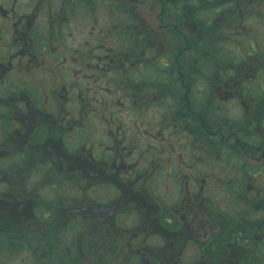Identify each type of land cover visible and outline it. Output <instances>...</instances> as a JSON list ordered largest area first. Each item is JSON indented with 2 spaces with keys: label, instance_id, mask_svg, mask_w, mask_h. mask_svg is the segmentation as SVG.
I'll use <instances>...</instances> for the list:
<instances>
[{
  "label": "flooded vegetation",
  "instance_id": "1",
  "mask_svg": "<svg viewBox=\"0 0 264 264\" xmlns=\"http://www.w3.org/2000/svg\"><path fill=\"white\" fill-rule=\"evenodd\" d=\"M200 1L0 0V264H264V209L229 204L264 191V38L255 48L244 39L247 61L218 52L227 38L212 43L222 27L262 24L264 0ZM149 8L155 30L138 15ZM158 46L168 50L159 55ZM186 51L192 57L182 60ZM198 81L205 105L220 99L216 113L227 118L208 110L200 132L181 118L189 112L180 88ZM167 98L171 112L154 103L156 127L190 124L174 133L189 139V158L164 159L173 143L140 122L157 152L150 166L129 161L137 146L122 113ZM92 138L99 148L84 147ZM163 179L174 189L191 184L186 205L166 204L175 191L151 193ZM96 189L107 192L101 201Z\"/></svg>",
  "mask_w": 264,
  "mask_h": 264
},
{
  "label": "rangeland",
  "instance_id": "2",
  "mask_svg": "<svg viewBox=\"0 0 264 264\" xmlns=\"http://www.w3.org/2000/svg\"><path fill=\"white\" fill-rule=\"evenodd\" d=\"M138 15H139V18L144 21V24L146 26L150 27V29H154V30L157 29L156 22H155L156 17H155V9L154 8H149L146 11L138 12ZM197 24H199V22ZM244 25H246L247 27H250L251 29H254L253 35H255V37L257 36L256 38H259L260 40H262L264 38V22L262 24L258 25L256 22L252 21V19H251L249 21L248 20L245 21ZM196 29L200 30L201 28H199L198 25H197ZM249 32H252V30H250ZM155 34H156L155 35L156 38L159 39L160 38L159 37L160 33H155ZM238 34H239V32H238ZM205 35H207V34H205ZM228 36H230V35H228ZM218 38H221L222 40L224 39L222 33L221 34L219 33L218 36H214L212 38V43L221 42L222 41V40H219ZM244 38H246V37H244ZM247 39L251 40L250 37L247 38ZM210 41H211V39H210ZM258 41L259 40L253 38L252 41H251V45L254 48L256 46H258V47L260 46L261 47V45H263V43L258 42ZM166 47H169V46H166ZM244 47H247L248 51L250 50L249 47H251V46L249 44V41L245 42ZM169 49H171V47H169ZM166 50H168V49L165 48V47H162V46H158V54L159 55H162V53H164ZM173 51H175V50H173ZM181 56H182V60L183 59L189 60V58L192 57V53L189 52V51H186V52H183L181 54ZM193 68H194V65H193ZM194 71L195 70H193V72ZM202 85L203 84H201L200 81L195 83V85L193 86L194 92H196L195 89L197 87L202 86ZM194 92L192 93V95L195 97V99L198 102L199 96L197 97V92L196 93H194ZM108 94H111V95L106 96V98H109L110 100H114V99L117 98L116 90L115 91H110ZM212 98H214V96H212L210 99H212ZM168 99H170V98L163 99V100L162 99L161 100L154 99V100H152L150 102V107L148 109H147V107H144V109H143L142 105H140V104H137L138 107L135 104H133V105H131L128 108V111H124L122 113V117H121V120H119V122H120L121 125L126 127L128 138L134 143V145L137 146L134 150L126 151V156L128 158H130L129 161L134 162L135 160L136 161L139 160V161H141V163L143 165L150 166V164H151L150 159L153 158L156 155V152H157L155 150L156 148H152V147H154L153 145H155V143L152 142V140H150V139L143 138L140 135V133H138V130H136V123L142 122L144 127H146V128L149 127L147 129H149L150 131H154L155 129H157L156 123H157V121L159 119L158 118L159 113L157 112V110L154 109V103L157 102L159 104L160 108L163 107L166 104L167 111L171 112V101L168 100ZM228 105L230 107L231 103L228 104ZM139 107H142V109H140ZM213 108L215 109V111H217V110L221 111V100L220 99L213 101ZM125 110H127L126 107H125ZM145 111L147 113H151V114L154 113L155 114L154 119L149 117V116L143 115ZM238 114L239 113L230 110V115L233 118H237ZM207 123H209V122H207ZM209 124H211V123H209ZM92 125H93V128H94V131H96L97 133L101 132L99 135L97 134V141H102L103 140L102 134L104 133V129L103 128L96 129L95 126L98 125L96 121H93ZM158 135H160L161 137L163 135L164 138H166L165 140L169 141L168 143H173V145H170V144L163 145V147L161 149L162 153H164L165 150L167 152H169V153L166 154L164 159H166L167 157H169L171 155H174L178 159L179 162L185 163V161L189 158V156L191 154V150L187 148V146H191V144H189L187 142V140H189V139L186 138L185 135H182V136H178L177 135V137H176L174 132H169V131H166V130H158ZM136 136H137V138H136ZM144 136H146V135H144ZM175 141H179V142H175ZM85 142H86V145L84 147H86V148L98 147V145H97L98 142H95L94 138L89 139V141H85ZM102 142H104V140ZM146 146H148L147 149L145 148ZM138 147L139 148L140 147L144 148V151L141 152ZM172 148H174V150ZM86 151L87 150H85V152ZM143 153L146 156H143L142 155ZM139 163L140 162H137L133 166L137 167ZM167 165H168V167L170 166L169 163ZM139 166H141V165H139ZM208 166L209 165L206 164V167H208ZM200 168H201V166H200ZM140 169L143 170V166ZM263 179H264V177H263ZM88 183L89 182L86 183V186L90 189V186H88ZM186 184L191 185L189 182L188 183L181 182V185L179 183L175 182L174 185L176 186V189H174L171 186L172 183L170 184L169 181L163 179V181L161 182V186L158 189V192L156 193V192H153V190H152L151 193L152 194H158L159 193V195L163 194L162 198H164V196L167 195V198H170V197H173L171 195V191H173V192L175 191L173 199H171L170 201L166 202V204H170L171 207L173 206L174 203L177 204L178 206H184V205L187 204V202H186L187 199H189L188 193L185 192V185ZM191 189H192V187H189L188 189H186V191L187 190H191ZM105 193H107L105 190H101L100 191V190L96 189L95 191H92L90 193V195L94 199H97V201H101V199L104 197ZM176 196H178V200H174V198ZM93 198H91L90 201H88L86 203V205H88V206H90L92 208H96L98 203L97 202L95 203L93 201ZM155 200H157V199H155ZM185 209H187V208H185ZM199 209H206V208H204V206L202 204V205H200ZM116 210H120V209H112L111 211L115 212ZM65 211H66L65 209H58V212L60 214H62L61 212H65ZM106 211H107V209H106ZM131 217H132V215H131ZM12 264H19V263L18 262H15V263L13 262Z\"/></svg>",
  "mask_w": 264,
  "mask_h": 264
},
{
  "label": "trees",
  "instance_id": "3",
  "mask_svg": "<svg viewBox=\"0 0 264 264\" xmlns=\"http://www.w3.org/2000/svg\"><path fill=\"white\" fill-rule=\"evenodd\" d=\"M200 4L204 8L205 0H202V1L198 2V6ZM202 11L203 12L201 13L198 10V16H199V14H202V15H204L205 13L207 14V12H206L207 10L206 9H203ZM244 23L245 22H243V26L238 27L237 29H233V28H229V27H226V28L222 27V29H220V31H219V32L222 33L224 38H227V39H224L227 42H225L223 44L224 46H222V48H219L222 51H218V52L222 53L223 55L225 54L226 57L229 60H231V61L232 60H234V61L237 60L235 58L236 54H238L239 57H240V55H243L246 61L249 60L250 57H251V54H252L251 47H249L250 48L249 51L247 50L248 49L247 47H245V50L242 49L241 47H236V46H238L236 43L242 42V43L245 44V42L248 41L247 39L244 40L245 39L244 37H246V38L247 37H252V38H255V39L257 37V36L255 37V35H253L254 29H251L250 27H247L246 25H244ZM250 30H252V32H249ZM238 32H239V34H238ZM214 35H216V33H214ZM228 35H230L231 37L228 36ZM193 82H195V81H193ZM194 85H195V83H192V84H189V85H187L185 87L181 86V88H180L182 96H185V98H186L185 102H187V106H188V109H186V110H188V112H189L187 115L181 114V118H183V117L186 118L185 122L190 123L191 127H192V125L196 124L197 125L196 130H197V132H200L201 131L200 129H202V127L206 128V129L208 128L207 127V122H206V119L210 117L209 114H208V110L213 111L212 114L215 115L216 117H218L220 115L217 114L216 111L214 112V108L210 109V108H208L205 105L206 103H205V99L204 98L199 97L198 98V102H197L195 97L192 95V93L194 92V89H193ZM204 88H205V86L202 85V86H199V87H197L195 89V91L197 92V97L201 94V92L204 90ZM196 92H194V93H196ZM219 119L226 120L227 118L220 116ZM247 119H248L247 116L244 114L243 121L239 122L240 125H242L243 122L245 120H247ZM261 120H262V122H261L260 125L264 126V117H261ZM169 121L172 124H174V123L177 124L173 128L174 133L178 131L179 126L182 127L188 133H190L191 130H192L190 128V124L187 125V126H184V125L180 124L177 121V119L173 120V121L169 119ZM229 124H235V122L232 121V120H229ZM203 135L204 134L200 135V141H199L200 143H201L202 139H205V136H203ZM175 136L177 137L176 134H175ZM160 178H163L162 175H161ZM229 184L232 185L233 183H229ZM162 196H163V194L158 196V198L159 197L162 198ZM229 200H231V201H229V204H231V207H233V209H264V191H262V193L259 195L258 198L242 196V198L241 197L236 198V199L230 198Z\"/></svg>",
  "mask_w": 264,
  "mask_h": 264
}]
</instances>
